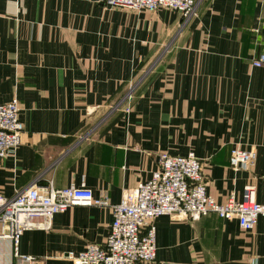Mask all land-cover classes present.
Returning a JSON list of instances; mask_svg holds the SVG:
<instances>
[{
    "label": "crops",
    "instance_id": "crops-1",
    "mask_svg": "<svg viewBox=\"0 0 264 264\" xmlns=\"http://www.w3.org/2000/svg\"><path fill=\"white\" fill-rule=\"evenodd\" d=\"M197 1L183 24L165 8L0 0V103L16 97L24 125L16 156L0 157V193L52 182L116 204L160 154L192 150L216 200L252 183L264 203V65L252 63L264 53V2ZM236 146L255 150L253 165L230 166ZM112 221L108 206H71L51 229L23 232L19 252L35 261L0 240V264H74L67 253L104 246ZM155 224L150 264H264V217L252 230L214 213Z\"/></svg>",
    "mask_w": 264,
    "mask_h": 264
},
{
    "label": "built area",
    "instance_id": "built-area-1",
    "mask_svg": "<svg viewBox=\"0 0 264 264\" xmlns=\"http://www.w3.org/2000/svg\"><path fill=\"white\" fill-rule=\"evenodd\" d=\"M264 2V0H258ZM108 7H128L135 11L154 12L161 8L181 14L183 24L197 15V0H101ZM264 65V53L253 59ZM131 86L123 101L130 112L134 98ZM24 125L20 119L19 100L0 103V157L16 156ZM256 160L253 149L234 147L230 166L238 170ZM75 205L108 206L113 221L104 246L88 244L79 252H68L74 264H150L157 257L156 218L163 215L177 220H198L209 214L237 219L241 228L252 230L264 217V203L256 200L255 185L247 183L241 198L234 193L222 202L208 192L203 178V162L194 151L185 155L162 153L158 167L149 179L125 190L119 203L96 198L90 188H57L52 182L34 183L16 190L12 197L0 193V240H8L14 258L28 262L36 258L20 254V241L26 230H49L55 214Z\"/></svg>",
    "mask_w": 264,
    "mask_h": 264
},
{
    "label": "rangeland",
    "instance_id": "rangeland-1",
    "mask_svg": "<svg viewBox=\"0 0 264 264\" xmlns=\"http://www.w3.org/2000/svg\"><path fill=\"white\" fill-rule=\"evenodd\" d=\"M161 155V154H160ZM160 157V156H159Z\"/></svg>",
    "mask_w": 264,
    "mask_h": 264
}]
</instances>
